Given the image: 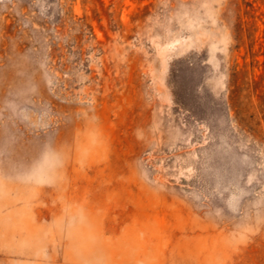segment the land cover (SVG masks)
Masks as SVG:
<instances>
[{
	"label": "rangeland",
	"instance_id": "374dc122",
	"mask_svg": "<svg viewBox=\"0 0 264 264\" xmlns=\"http://www.w3.org/2000/svg\"><path fill=\"white\" fill-rule=\"evenodd\" d=\"M0 264H264V0H0Z\"/></svg>",
	"mask_w": 264,
	"mask_h": 264
}]
</instances>
